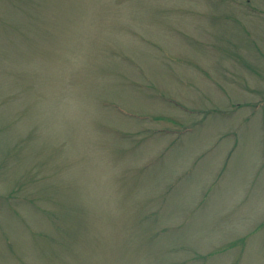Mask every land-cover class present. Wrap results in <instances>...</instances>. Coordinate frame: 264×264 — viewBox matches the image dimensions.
Returning <instances> with one entry per match:
<instances>
[{
	"label": "rangeland",
	"instance_id": "374dc122",
	"mask_svg": "<svg viewBox=\"0 0 264 264\" xmlns=\"http://www.w3.org/2000/svg\"><path fill=\"white\" fill-rule=\"evenodd\" d=\"M0 264H264V0H0Z\"/></svg>",
	"mask_w": 264,
	"mask_h": 264
}]
</instances>
